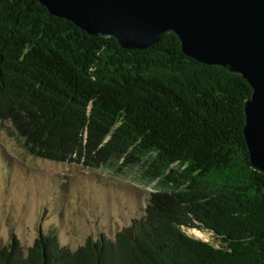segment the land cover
I'll list each match as a JSON object with an SVG mask.
<instances>
[{
	"label": "trees",
	"instance_id": "obj_1",
	"mask_svg": "<svg viewBox=\"0 0 264 264\" xmlns=\"http://www.w3.org/2000/svg\"><path fill=\"white\" fill-rule=\"evenodd\" d=\"M250 93L241 75L185 55L173 32L125 50L37 0H0V128L35 157L119 176L137 165L153 187L112 238L71 250L39 233L24 251L11 234L0 264H264V174L242 134Z\"/></svg>",
	"mask_w": 264,
	"mask_h": 264
},
{
	"label": "water",
	"instance_id": "obj_2",
	"mask_svg": "<svg viewBox=\"0 0 264 264\" xmlns=\"http://www.w3.org/2000/svg\"><path fill=\"white\" fill-rule=\"evenodd\" d=\"M90 35L145 50L173 32L181 51L239 74L251 87L242 134L251 168L264 174V0H37Z\"/></svg>",
	"mask_w": 264,
	"mask_h": 264
},
{
	"label": "rangeland",
	"instance_id": "obj_3",
	"mask_svg": "<svg viewBox=\"0 0 264 264\" xmlns=\"http://www.w3.org/2000/svg\"><path fill=\"white\" fill-rule=\"evenodd\" d=\"M136 171L137 165L119 176L106 168L35 157L0 128V246L9 243L11 234L24 251L39 233H55L71 250L87 236L112 238L143 214L153 190ZM183 231L218 245L209 230Z\"/></svg>",
	"mask_w": 264,
	"mask_h": 264
}]
</instances>
